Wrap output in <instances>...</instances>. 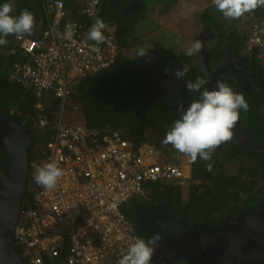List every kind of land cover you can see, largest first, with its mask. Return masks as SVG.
Instances as JSON below:
<instances>
[{
	"label": "trees",
	"instance_id": "trees-1",
	"mask_svg": "<svg viewBox=\"0 0 264 264\" xmlns=\"http://www.w3.org/2000/svg\"><path fill=\"white\" fill-rule=\"evenodd\" d=\"M60 1L67 5L68 10L71 11L70 19L75 22L79 19L73 12L78 7L87 5L90 0ZM99 1V12L96 18L104 20L106 26L114 28L119 53L110 67L82 79L73 87L72 95L68 97L65 104L66 115L71 117L67 122H74L73 116L69 114L73 113L75 117H81L82 122L90 129L117 130L137 146L144 143L154 145L161 151V157L165 163L180 166L183 164V158L186 157L189 160L187 163L191 166L189 186L184 188L176 183H149L145 186V199L136 200L130 207L126 205L123 208V212L132 223L139 238L148 240L159 235L162 239L166 234L167 226L174 221L173 217L190 221L209 230L214 224H223L228 216H236L242 211L257 210L259 204L264 202V153L259 154L245 150L236 144L224 143L215 150L211 161L206 162L198 158L196 162H191L189 157L178 153L170 144L165 146L162 141L177 119L171 107L174 102H168L165 99L155 102L151 100V93L157 92L154 85L156 82L152 80L154 75L152 70L155 66L152 60L149 61L151 64L149 67H143L139 63L145 56L135 60L134 53L130 59L125 55L135 39L139 26L145 25L144 29L149 33L155 32L160 29L157 19L171 15L172 10L177 8L181 1H194L204 7L202 14L198 17V23L194 25H201L205 29H216L217 39H222L221 42L228 41L223 48L219 44L211 49L213 62L211 66L214 67L225 59L230 48L233 56L244 50L246 39L237 32L235 19L225 18L215 8L212 0ZM4 3L12 5L13 16H19L25 9L34 14L36 20L34 30L30 35L25 34L26 36H37V32L49 30L55 24L56 19L48 17L42 0H0V5ZM252 12L257 19L262 14L259 9L249 13ZM216 17L221 18L219 19L221 21L224 20L225 24L218 25L219 20H216ZM66 21L67 19H62L61 24ZM172 34L170 39L174 37ZM15 38V35L7 36L8 43L0 46V124L5 118L14 115L31 132L32 142L29 147L31 162L37 150L44 144V139L39 135L37 128L38 120L46 116L50 123H53L55 115L61 111L62 101L50 97V99L45 97L40 100L34 91L25 90L11 80V69L18 58L10 54L18 45ZM192 41L195 42V40ZM180 44L175 43L174 46L178 47ZM174 46L168 54L171 59L178 61L180 58L173 54L176 48ZM145 47H147L146 50H150V46ZM154 53L156 56L161 54V49L158 48ZM195 56L181 53L179 65L187 66L188 80L195 82L197 77H202L210 82L211 73L205 64L193 66L191 60H196ZM251 60V69L245 70L253 75L250 79L252 85L249 91L236 80H228L225 83L235 92L245 96L249 110L247 112L241 110L240 120L247 131L254 132L255 141L264 146V66L261 65L262 62L256 54L251 56ZM191 94L195 99L200 98L199 92ZM39 103L43 107L38 108ZM209 163L212 164L211 171L207 168ZM4 165V150L0 144V177ZM29 197L31 196L27 189L22 200ZM18 252L22 260L29 264L23 251L18 249ZM179 263L213 264L195 260L176 261L173 264ZM47 264L51 263L47 261ZM53 264H59V262L56 261Z\"/></svg>",
	"mask_w": 264,
	"mask_h": 264
},
{
	"label": "built area",
	"instance_id": "built-area-1",
	"mask_svg": "<svg viewBox=\"0 0 264 264\" xmlns=\"http://www.w3.org/2000/svg\"><path fill=\"white\" fill-rule=\"evenodd\" d=\"M42 3L55 24L37 36H16L18 45L10 54L18 58L11 80L34 91L40 100L60 99L62 106L53 123L46 116L38 120L44 144L30 162L28 184L33 182L34 187L31 198L22 202L14 246L29 264H118L139 238L123 208L145 199L149 183L189 186L191 166L165 163L154 145L137 146L120 131L65 122V104L73 87L110 67L119 49L111 26H106L104 43L88 38L99 0L78 7L73 12L79 19L75 22L63 1ZM260 8L262 14L252 25L245 51L264 62V7ZM62 19L70 22L61 24ZM69 23L76 26L71 40L63 38ZM52 161L59 163L64 176L55 189L45 190L36 183L34 173Z\"/></svg>",
	"mask_w": 264,
	"mask_h": 264
},
{
	"label": "clouds",
	"instance_id": "clouds-1",
	"mask_svg": "<svg viewBox=\"0 0 264 264\" xmlns=\"http://www.w3.org/2000/svg\"><path fill=\"white\" fill-rule=\"evenodd\" d=\"M212 2L227 19H238L246 13L264 7V0H212ZM13 11L10 3L0 5V46L8 43L6 37L9 35L20 37L30 35L34 30L36 20L33 13L25 9L19 16H13L11 14ZM75 27L71 23L66 25L63 38L71 40ZM105 29L104 20L97 19L88 31V38L97 44L104 43ZM202 48L201 41L197 40L187 49L186 55L193 56L201 52ZM243 52L246 53L245 46ZM147 53L148 50L139 49L137 56H145ZM187 72V66L183 65L182 68L175 70V78L183 80ZM208 83L209 81L202 77H197L195 82L187 81V90L191 93L199 92L200 98L193 100L187 109L184 106L179 108V117L173 122L162 141L165 146L170 144L178 153L189 157L191 162H196L198 158L206 162L211 161L215 150L233 139L241 110L245 112L249 110V104L242 93L235 92L223 81L217 82L215 90H209L208 87H204ZM207 168L211 171L212 164H207ZM63 176L64 170L56 161L38 167L34 173L36 183L45 190L55 189ZM160 239L159 235L148 240L136 238L128 246L126 253L122 254L118 264H151Z\"/></svg>",
	"mask_w": 264,
	"mask_h": 264
},
{
	"label": "flooded vegetation",
	"instance_id": "flooded-vegetation-1",
	"mask_svg": "<svg viewBox=\"0 0 264 264\" xmlns=\"http://www.w3.org/2000/svg\"><path fill=\"white\" fill-rule=\"evenodd\" d=\"M217 35L218 32L216 33L212 29L208 28V31H206V33L198 39L203 45L201 55L204 61L202 60V64H205L207 70L209 71V73H211V81L207 84L208 89L215 90L218 81L227 82L228 80H236L238 84L242 85L247 91H249L252 84L245 71V69H249V66L246 65L247 68H241L242 64L240 65V62H235V56L232 55L231 48L229 49L225 59L221 61L219 65H215L214 67L211 66V64L213 63L211 60V49L214 46L219 45V43H210L211 41H215V39H217ZM220 47L223 48L221 44ZM236 55L238 56L239 54ZM193 62L194 61H192V64L193 66H195L196 64ZM237 65H240V67H238ZM182 67L183 66L179 65L178 63L176 64L173 62L172 67L168 70L164 69V72L162 73V75L166 76V81L163 82L164 86L161 94L166 101L174 102L171 107L175 111L174 116L176 118H178L180 115L179 108L181 106H184V108L187 109L192 101L195 100L191 92L188 91L186 87V83L189 79L187 74L183 80H177L176 78H174L175 75H173V77L170 76L169 80L167 79V75L169 76L170 73L172 75L173 73H175L176 69ZM242 130H245L247 135L250 136V139H248L247 141L245 138H240ZM227 144H236L243 147L244 149L248 144L257 148H264V146H261L255 141L254 132L247 131V129L242 125V122L239 121L234 128L233 139L227 142ZM252 152H257L259 154L264 153H260L258 151ZM252 215H255V217ZM173 219L174 221L169 223V225L167 226L166 234H164L162 239L159 241V247L156 249L151 259V264H173L176 261L184 260L208 262L207 260H205V257L208 253L207 249L202 247L203 245L197 244V241L190 237L192 230L197 232L194 225L188 226L187 222H191L187 220H182L176 217H173ZM263 221L264 202H261L257 210L242 211L236 216H228L223 224H214V226L209 229L211 231V236L213 237L212 244L214 242L217 243L220 240L221 228L224 229V227L226 226L228 227L227 229L233 228L234 232H240L242 236H247L252 243L251 247L244 248L245 253L241 256L247 258L244 259V264H264V230H261ZM208 243L209 242H207L206 244ZM213 246H215V249H218L217 244H213ZM180 256H183L181 258H184V260H180ZM218 258L219 256L215 255L213 259L214 261L211 262L213 264H221V261Z\"/></svg>",
	"mask_w": 264,
	"mask_h": 264
},
{
	"label": "water",
	"instance_id": "water-1",
	"mask_svg": "<svg viewBox=\"0 0 264 264\" xmlns=\"http://www.w3.org/2000/svg\"><path fill=\"white\" fill-rule=\"evenodd\" d=\"M239 122L241 121L239 120ZM0 127L2 129L0 144L3 147L5 157L4 170L0 177V264H26L14 246L13 234L19 221L22 199L28 184L29 147L32 142V134L14 115L5 118ZM240 138H245L247 141L250 136L245 130H242ZM245 149L264 152V148H257L250 144ZM252 216L255 217V215ZM187 224L188 226L194 225L197 230V232L192 230L190 237L197 241V244L203 245L202 247L207 249L208 253L205 260L214 261V256L217 255L221 264L245 263L244 259L247 258L241 257L245 253L244 248H249L252 245L247 236H242L240 232H234L233 228L227 229V226L224 229L221 228L220 240L213 243L218 246V249H215L210 230L189 222ZM261 230H264V221ZM207 242L209 243L206 244ZM181 257L183 256L179 258ZM180 260H184V258Z\"/></svg>",
	"mask_w": 264,
	"mask_h": 264
},
{
	"label": "rangeland",
	"instance_id": "rangeland-1",
	"mask_svg": "<svg viewBox=\"0 0 264 264\" xmlns=\"http://www.w3.org/2000/svg\"><path fill=\"white\" fill-rule=\"evenodd\" d=\"M184 1H181V4H179V6L175 9L172 10L171 15L169 16H163L160 17L159 19H155L160 26V29L155 31V32H148L146 29H144L145 25H141L139 26L140 28H138L137 34L135 36V39L133 40L132 45L129 47L128 50H126L125 55L130 58H132V54L134 53V59L138 60L139 57L137 56V52L139 49H144L146 50L147 47L145 46H150V50H148V56L145 55V58L141 60V62L139 63L141 66L143 67H149V65H151L149 63V61L152 60V63L155 65L153 68V76H152V80H154L156 83L154 85H156L157 88V92L155 93H151V100L153 102L157 101V100H161L164 99V97L161 94V91L163 90V82L166 81V76L162 75V73L164 72V69H169L172 67V63H180V54L181 53H185L188 48L191 47V45L194 43L192 40L197 41L201 36H203L206 31H208V29L203 28L201 25H194L198 23V17L200 16V14H202V11L204 9L203 6H201L199 3H196L194 1L192 2H186V4L184 5L183 3ZM157 16H155L156 18ZM216 20H219L221 18L216 17ZM223 26V24H225V21H221L219 20V24ZM193 25V26H192ZM149 28L152 27L150 26ZM142 30V31H141ZM141 31V32H140ZM171 33H173L172 35H174L173 38L170 39ZM143 43V44H142ZM175 43H181L178 47L174 46ZM214 43H221V46L225 47L226 46V42L225 40L221 42V40L219 39H215V41H211L210 44H214ZM174 48V55L177 56L178 58H180L178 61L177 59H171L170 55L168 54V51L171 48ZM134 47V49H133ZM158 48L161 49V54L157 55L154 53ZM201 52L195 54L197 55L196 60H191L194 61L193 63H195L196 65H202V60L203 57L201 55ZM245 52H241L238 53L239 55H235V62H240L241 68H247L246 65L249 66V70L251 69V57H249L248 55H244ZM150 54V55H149ZM141 57V56H140ZM147 58V59H146ZM192 59V58H191ZM204 61V60H203ZM176 63V64H177ZM198 63V64H197ZM240 65H237L238 67H240ZM262 65L264 66V62H262ZM203 66V65H202ZM246 70V69H245ZM174 73L168 76L167 75V79L169 80V77H173ZM246 75H248V77L251 79L253 75L248 74L246 72ZM165 77V78H164ZM175 78V77H174ZM211 79V77H210ZM167 87V85H166ZM75 109L77 110L78 108L75 107ZM75 110V111H76ZM65 111V110H64ZM78 111V110H77ZM72 117V119L74 120V122H71L73 124H75L76 122H82L81 117L78 118V116L75 117V115L73 113H69ZM65 122L68 123L71 119V117L66 115V111H65ZM68 121V122H67ZM163 160V159H162ZM189 160L184 157L183 158V164L186 166L188 165ZM34 187L33 182H29L28 184V188H26V190L28 189L30 192V196H31V191L32 188ZM26 198L24 201L30 199ZM23 201V203H24ZM127 207H130V205L128 204ZM131 210V209H130Z\"/></svg>",
	"mask_w": 264,
	"mask_h": 264
},
{
	"label": "crops",
	"instance_id": "crops-1",
	"mask_svg": "<svg viewBox=\"0 0 264 264\" xmlns=\"http://www.w3.org/2000/svg\"><path fill=\"white\" fill-rule=\"evenodd\" d=\"M184 3H186V2H184ZM257 9H259V11L261 12V9L260 8H257ZM256 20H257V17H256V15H255L254 12L249 13V14L246 13L242 17H240L238 19H235V24H237L236 30L239 33V35H243V36H245V39H247V37L249 35V32H250V30L252 28V25H253V23ZM212 30L217 33V30L216 29H212ZM219 44H221V43H219ZM244 55H245V53H244ZM246 55H248L249 57H251L254 54H246ZM261 65H262V63H261ZM135 201L136 200H134L133 202L129 203V205L130 206L133 205L135 203Z\"/></svg>",
	"mask_w": 264,
	"mask_h": 264
}]
</instances>
